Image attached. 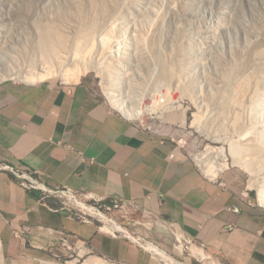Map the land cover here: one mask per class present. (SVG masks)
Masks as SVG:
<instances>
[{"label": "rangeland", "instance_id": "rangeland-1", "mask_svg": "<svg viewBox=\"0 0 264 264\" xmlns=\"http://www.w3.org/2000/svg\"><path fill=\"white\" fill-rule=\"evenodd\" d=\"M47 28L54 39L46 37ZM89 28L97 40L81 42L78 60L66 62L65 75L59 73L65 63L60 54L75 50ZM40 67L54 74L36 79ZM0 77L27 83L86 77L115 109L181 146L241 203L264 207V0H0ZM106 87L130 108L158 103L159 110L144 121L130 117L114 105ZM43 192L56 197L54 203L139 238L129 213L108 211L110 202L64 190ZM76 201L100 209L109 220ZM140 242L164 250L169 258L154 252L161 264H188L185 245L174 234L164 248ZM61 256L64 264L90 259L121 264L97 253ZM203 263L223 264L194 262ZM0 264H9L1 241Z\"/></svg>", "mask_w": 264, "mask_h": 264}, {"label": "crops", "instance_id": "crops-1", "mask_svg": "<svg viewBox=\"0 0 264 264\" xmlns=\"http://www.w3.org/2000/svg\"><path fill=\"white\" fill-rule=\"evenodd\" d=\"M0 162L50 193L122 200L135 235L164 248L174 234L188 264H264V207L241 203L181 146L115 109L86 77L0 82ZM24 182L0 169V241L9 264H64L67 251L161 264L140 240L64 202L55 208L36 192L44 190Z\"/></svg>", "mask_w": 264, "mask_h": 264}, {"label": "bare ground", "instance_id": "bare-ground-1", "mask_svg": "<svg viewBox=\"0 0 264 264\" xmlns=\"http://www.w3.org/2000/svg\"><path fill=\"white\" fill-rule=\"evenodd\" d=\"M44 32H45V35H46V37L48 39H54L55 38V33L53 32V30L51 28H47L46 31H44ZM103 39H104L103 41H105L104 43L108 42V39H105V38H103ZM95 40H97L96 39L95 30L89 28L88 30H85L84 33H82V36H80L78 38V40L76 41V43H75V48L76 49L75 50L71 49V50H68L67 52H66V50H63V52L60 54L59 57L60 58H65V60H64L65 63H63L64 66H62V68H59V70H60L59 73L65 75V73H63V72L66 71V66H67L66 62L68 64H70V65H73L74 62L78 60L77 59V53H78V50H80V48H81V42H84V41L95 42ZM92 46H94V45L91 44L90 47H92ZM122 53H125V52H122ZM94 67L98 68V69L101 68L99 63H94ZM51 69H52L51 67H40L39 73L36 76H34V77H36V79L46 78V77L54 74V70H51ZM33 79L34 78H31V80H33ZM0 80H1V77H0ZM106 89H107L106 92H107V94H109L111 96L114 105L116 107L120 108L121 110L125 111L130 117L141 118L144 121L146 118H148L149 116L153 115L154 113H156L159 110L158 103H154V104L151 103V106L144 107L142 109H135L133 107L130 108V107L127 106L126 102L121 100L120 93L115 92L113 90V88H111V87H106ZM220 160H222V159L220 158ZM219 162H220L219 164H221V161H219ZM260 200L264 204V191L263 190H261V193H260ZM76 203H77V205H79L80 207H82L85 210L89 211L90 213L95 214L97 216H101L102 218H105L106 220H109L104 214H102V211L98 210L97 208L94 207L98 212L96 210H94L93 208L87 206V204H85V203H81V202H77V201H76ZM114 225H106L105 228L107 230H109V228L113 227V230H115L117 228ZM132 238H134V240L135 239L136 240H140V241L142 240V239H139V238H135L133 236H132ZM152 249H153L154 252L163 255L165 258H169V256L166 257V253L164 252V250H162L161 248H159L157 245H155L153 243H152ZM202 257L205 258L206 257L205 254H202ZM86 264H108V263H104V262L96 260V259H90V260L87 261Z\"/></svg>", "mask_w": 264, "mask_h": 264}, {"label": "built area", "instance_id": "built-area-1", "mask_svg": "<svg viewBox=\"0 0 264 264\" xmlns=\"http://www.w3.org/2000/svg\"><path fill=\"white\" fill-rule=\"evenodd\" d=\"M0 169H12L13 171H15L19 176L24 177V179H26L27 181L30 182V184H28L27 182H24L23 184L26 185L28 188H37V189H42V190H46L45 187L39 183L36 179H34L31 175L25 174V173H20L16 170H14V168H11L10 166L3 164L0 162ZM60 191V190H58ZM57 192V191H55ZM67 192V191H65ZM106 209L108 211H121L124 212L126 209V203L123 202L120 199H114L112 202H110L109 205H105ZM100 210V209H98ZM101 211V210H100ZM113 224L115 221H112ZM61 244L64 247H70V238L68 235H66L65 233H61V240H60Z\"/></svg>", "mask_w": 264, "mask_h": 264}, {"label": "trees", "instance_id": "trees-1", "mask_svg": "<svg viewBox=\"0 0 264 264\" xmlns=\"http://www.w3.org/2000/svg\"><path fill=\"white\" fill-rule=\"evenodd\" d=\"M36 192L38 193V195H44V192L41 191V190H40V191L38 190V191H36ZM36 192H35V193H36ZM51 197L53 198V200L55 199V200H54L55 202H58V199H57L56 197L54 198L53 196H49V195H48V197H47L46 200H47V202H49V204H50L51 206H53V207H55V208H61V206H63V205H62V202L59 203V204H57V203H54L53 201H51V199H52Z\"/></svg>", "mask_w": 264, "mask_h": 264}, {"label": "water", "instance_id": "water-1", "mask_svg": "<svg viewBox=\"0 0 264 264\" xmlns=\"http://www.w3.org/2000/svg\"><path fill=\"white\" fill-rule=\"evenodd\" d=\"M46 189V188H45Z\"/></svg>", "mask_w": 264, "mask_h": 264}]
</instances>
